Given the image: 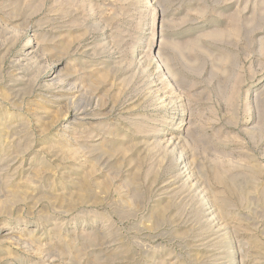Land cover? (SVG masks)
<instances>
[{
    "label": "rangeland",
    "instance_id": "obj_1",
    "mask_svg": "<svg viewBox=\"0 0 264 264\" xmlns=\"http://www.w3.org/2000/svg\"><path fill=\"white\" fill-rule=\"evenodd\" d=\"M0 264H264V0H0Z\"/></svg>",
    "mask_w": 264,
    "mask_h": 264
}]
</instances>
